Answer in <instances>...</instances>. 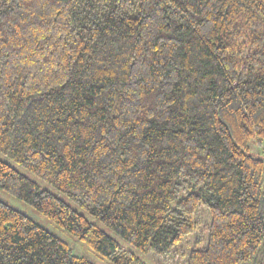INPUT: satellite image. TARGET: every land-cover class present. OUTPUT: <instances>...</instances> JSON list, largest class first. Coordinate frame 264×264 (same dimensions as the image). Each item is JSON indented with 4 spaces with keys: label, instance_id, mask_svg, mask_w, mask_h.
<instances>
[{
    "label": "trees",
    "instance_id": "trees-1",
    "mask_svg": "<svg viewBox=\"0 0 264 264\" xmlns=\"http://www.w3.org/2000/svg\"><path fill=\"white\" fill-rule=\"evenodd\" d=\"M264 0H0V153L142 253L244 264L264 243ZM0 189L143 264L0 160ZM0 264H93L0 200Z\"/></svg>",
    "mask_w": 264,
    "mask_h": 264
},
{
    "label": "rangeland",
    "instance_id": "rangeland-1",
    "mask_svg": "<svg viewBox=\"0 0 264 264\" xmlns=\"http://www.w3.org/2000/svg\"><path fill=\"white\" fill-rule=\"evenodd\" d=\"M252 151L254 153L264 152V142H263V146L261 147L258 146L252 147ZM0 160L8 163L18 172L28 177L29 179L33 180L34 182H36L41 189L47 190L52 194H54L55 196L64 200L74 210L84 215L90 222L97 224L103 231H105L108 235L114 238L121 246H123L127 250L132 251L143 264H186L187 257L190 251L192 250L195 241L197 239H200L202 246H205L206 244L207 235H208L206 228L210 222V216L207 208L204 206H200L196 212V217L197 220L199 221V226L197 230L194 232V234L184 238L179 243V245L173 250V252H171L169 255H163V256L157 255L153 251H149L148 253H142L136 250L130 243L120 238L113 231L105 227L95 217L89 215L87 212L79 208L71 200H69L63 193L59 192L50 184L39 179L31 172L19 166L18 164H16L6 156L2 155L1 153H0ZM0 200L5 204L9 205L10 207L15 208L16 210H19L29 215L35 221H37L40 224V226H42L45 230H47L51 234L55 235L56 237L67 243L72 248L74 255L78 257L80 256L84 257L87 260L91 261L93 264H112L110 261L99 255L98 253L90 250L83 241H80L76 237L70 235L63 228L53 223L52 221L48 220L47 218L36 214L34 211H32V209L28 205L12 197L11 195L7 194L2 189H0ZM244 264H264V243H262L258 247L256 256L253 258V260Z\"/></svg>",
    "mask_w": 264,
    "mask_h": 264
}]
</instances>
